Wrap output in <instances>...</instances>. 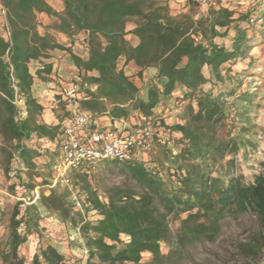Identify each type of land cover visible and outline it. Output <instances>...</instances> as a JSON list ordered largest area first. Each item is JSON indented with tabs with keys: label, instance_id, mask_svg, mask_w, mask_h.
Returning a JSON list of instances; mask_svg holds the SVG:
<instances>
[{
	"label": "trees",
	"instance_id": "obj_1",
	"mask_svg": "<svg viewBox=\"0 0 264 264\" xmlns=\"http://www.w3.org/2000/svg\"><path fill=\"white\" fill-rule=\"evenodd\" d=\"M61 1L63 8L56 11L47 0H0L5 17V32L0 34V134L11 142L3 148V174L13 172L30 191L34 186L21 182V172L32 171L34 159L50 153L46 145L54 146L59 159L57 146L70 119L65 101L61 92L54 94L55 119L46 123V107L32 92L34 82L54 79L52 64L45 61L54 49L70 55L76 72L68 83L88 95L82 108L92 117L149 120L163 159L152 166L143 153L123 162L101 159L97 162L119 171L121 182L101 186L90 166H83L69 171L62 187L50 182L48 194L39 193L34 201L31 195L26 204L16 202L7 237L0 242V264H25L19 249L31 237H42L43 212L78 229L86 253L82 264H176L188 247L214 241L227 217L249 212L258 229L239 249L257 260L264 254V160L249 182L225 172L233 167L232 156L251 142L244 138L251 128L236 123L243 112L204 88L221 81L223 73L247 56L251 46L244 24H249L250 11L231 8L226 0L207 6L188 1L176 14L158 0ZM40 13L52 18L42 33ZM129 24L134 26L128 30ZM53 31L69 38L84 34L85 56L58 43ZM230 31L227 46L220 39ZM121 57L124 65L133 63L135 76L118 67ZM33 60L41 64L34 73L29 65ZM149 68L156 71L142 97L144 85L135 78L143 82ZM15 89L24 102L23 115L12 102ZM170 97L182 108L172 124L157 119L153 111ZM72 191L76 200L70 198ZM91 213L95 219L89 218ZM30 264H66V258L47 243L35 249Z\"/></svg>",
	"mask_w": 264,
	"mask_h": 264
},
{
	"label": "rangeland",
	"instance_id": "obj_2",
	"mask_svg": "<svg viewBox=\"0 0 264 264\" xmlns=\"http://www.w3.org/2000/svg\"><path fill=\"white\" fill-rule=\"evenodd\" d=\"M161 3L170 5L173 13L179 10L176 4L180 2H168L170 0H158ZM213 1V0H212ZM184 2V1H183ZM225 5L231 8H240L250 11V17L254 19L249 24H244L248 28V37L250 50L247 56L237 65L232 67L228 73H223V79L219 82L212 81L205 84V90H210L213 96H218L223 101L233 105L238 112H243V118L238 125L244 123L250 126V130L244 132V138L249 139V145L239 151L233 158V167L226 170L227 173H233L239 176L244 182H249L254 174L260 171V161L264 160V0H226ZM198 7L194 12H198ZM249 17V18H250ZM41 24V23H40ZM5 32V17L0 10V34ZM233 31L224 39H220L227 46L230 45ZM78 52V51H77ZM208 75V72L205 71ZM135 76V75H133ZM136 82L141 85L144 83L137 78ZM143 90V89H142ZM142 93V91H141ZM167 116L157 119L170 118L169 123H174L182 114V108L175 102L167 105ZM21 114L23 115L22 111ZM135 124H143L144 119H135ZM242 121V122H241ZM237 125V126H238ZM227 125L221 128V132L226 130ZM9 141H6L0 134V160L4 156L3 148L10 147ZM49 148V154H42L34 159L35 168L32 171L23 170L21 172V182L33 184V189H23L19 179L13 172L9 176L3 174L0 169V242H3L8 233V220L12 208L16 202L24 204L30 202L31 195L36 193H49V183L53 184L55 177L54 165L59 159L52 152L54 146L46 145ZM45 146V147H46ZM143 158L148 166L156 164L157 160H162L163 156L160 147L154 145L151 150L143 153ZM227 159V158H226ZM12 168L17 170L19 163L16 158L12 160ZM91 174L95 178V183L105 186L122 181L119 171L112 164L95 162L90 165ZM14 184V187L11 185ZM58 188L65 184L57 182ZM70 198L77 199L75 191L71 192ZM77 207H79L77 205ZM44 219L42 225L45 227L42 237H31L23 244L19 252L25 259V264H30V259L37 247L47 243L55 246L62 252L66 258V264H82L85 259V250L83 248V238L78 229L69 222H62L61 218L53 214L43 212ZM90 219H95L94 213L89 214ZM258 229V222L252 213L239 214L227 217L222 225L219 236L212 242H202L190 246L184 253L183 259L176 264H264V254L257 260L243 254L239 246L248 242ZM145 258L148 255L144 256Z\"/></svg>",
	"mask_w": 264,
	"mask_h": 264
},
{
	"label": "built area",
	"instance_id": "obj_3",
	"mask_svg": "<svg viewBox=\"0 0 264 264\" xmlns=\"http://www.w3.org/2000/svg\"><path fill=\"white\" fill-rule=\"evenodd\" d=\"M198 6H207L212 0H187ZM4 14V9L0 7ZM253 22L252 17L249 18ZM85 47V45H84ZM65 101L70 119L63 127L62 135L57 146L59 161L54 165L57 182L67 184V174L71 170L90 166L101 159H115L119 162L137 158L142 153L151 150L154 145V130L149 120L143 124L125 127L101 128L94 126L91 114L82 108V103L88 100V95L79 90L77 84L72 83L59 89ZM24 114V102L15 89L14 100ZM38 194L33 195V201Z\"/></svg>",
	"mask_w": 264,
	"mask_h": 264
},
{
	"label": "crops",
	"instance_id": "obj_4",
	"mask_svg": "<svg viewBox=\"0 0 264 264\" xmlns=\"http://www.w3.org/2000/svg\"><path fill=\"white\" fill-rule=\"evenodd\" d=\"M48 3L56 10V11H61L63 8V3L61 0H47ZM176 2H180L176 4V7L179 8L178 11L185 10L186 7V2L187 0H175ZM184 1V2H183ZM168 2H173L172 0ZM169 7L172 4H167ZM171 9V8H170ZM177 11V12H178ZM171 13L173 11L171 10ZM175 14V13H173ZM38 31L39 32H44L46 30V25L52 21V18L47 16L44 13L38 14ZM41 23V24H40ZM134 24H129L127 26V29L133 28ZM47 31H51V29H47ZM54 37L56 41L64 46H68L71 48L72 52L79 54L81 56H85V43H84V37L85 35L82 33H79L75 35L73 38H69L66 35L60 33V32H54ZM127 38L132 42V44L137 43V39L131 34H127ZM78 51V52H77ZM50 57L46 59V62H49L52 64V75L54 79H51L48 82H40L36 81L34 82L32 86V92L34 96L39 100L41 104H43L46 107L45 113L43 115V120L46 123H52L55 119L54 112L52 111V101L54 98V94L59 92V89H61L63 86L69 85L70 79L74 76L75 74V66L73 65L70 55L67 51L64 50H59V49H54L51 50L50 52ZM30 70L32 73L37 68L41 67L40 62L33 60L30 62ZM118 67L123 68L124 72L129 75L133 76L136 72V68L133 65V63H128L124 65V58L121 57L118 59ZM154 68H149L143 72V80L144 85L141 96L143 97L147 87L150 85V77L154 75L155 73ZM134 78V77H133ZM94 88V87H93ZM172 102V98H165L162 100L158 105H156L153 109L154 115L157 116L162 113L161 116L158 117H165L167 116V105ZM135 119H138V116L136 117H130L127 119H111L106 115H100V116H95L92 117V122L94 123L95 126L101 127V128H108V127H125V126H131L136 123ZM167 121H171L172 117L170 118H164Z\"/></svg>",
	"mask_w": 264,
	"mask_h": 264
}]
</instances>
